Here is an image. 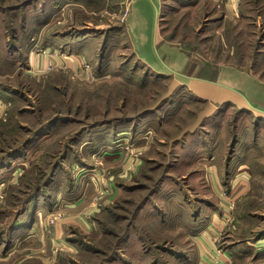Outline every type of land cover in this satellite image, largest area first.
Returning <instances> with one entry per match:
<instances>
[{"label":"rangeland","instance_id":"1","mask_svg":"<svg viewBox=\"0 0 264 264\" xmlns=\"http://www.w3.org/2000/svg\"><path fill=\"white\" fill-rule=\"evenodd\" d=\"M136 2L151 27L156 11ZM231 2H157L159 34L198 73L230 65L264 82V0ZM128 4L0 0V264H264L226 249L264 229V118L222 104L202 120L207 103L138 60H159L153 45L129 47ZM52 38L76 65L26 72L34 54L62 55ZM211 155L219 182L205 178ZM244 155L248 193L233 180ZM212 206L224 228L199 252L191 233Z\"/></svg>","mask_w":264,"mask_h":264},{"label":"crops","instance_id":"2","mask_svg":"<svg viewBox=\"0 0 264 264\" xmlns=\"http://www.w3.org/2000/svg\"><path fill=\"white\" fill-rule=\"evenodd\" d=\"M127 1L129 2L128 13L124 21L123 32L126 34L127 40L129 42V47L131 46L132 51L133 50L136 51V46L138 47V49H147V48L151 49V46L153 45L154 48H152V51L153 53L155 52L158 55V58L162 64L154 56L151 57V60L149 58L147 60L146 58L147 54H142L141 52L139 53L143 55L144 59L141 57L140 59L138 58L137 59L142 63L144 67L148 68V70L151 69V71L156 75L168 76L169 78L172 76L170 78V81L174 82L173 84L176 83L175 89L178 88L181 90L184 89L185 91H189L196 99H200L201 101L207 103L208 104L207 107L209 106V108L207 109V111L202 112L203 113L202 120L209 119L213 115L214 112L209 110L210 107L214 105L220 106L222 104H229L237 109H246V108L253 109L256 117L264 118V104H263L264 82L263 81H261L254 75L250 74L247 70L237 69L230 65H220L219 67H217V69L215 70L212 69L211 71H209V75L198 73L197 72L198 68H205V65L202 63H199L195 66L192 65L191 58L189 57L190 55L184 48H182L180 45L163 40V38L159 34L158 17L156 18V12H157V2H159L162 6V0H141L147 2L156 11L155 15L153 16L155 17V22L154 23L152 22L151 27L148 26L146 19L139 12V8L136 5L137 3L136 0H127ZM231 1H235V0H229V5L232 4ZM54 39L56 38H52L51 42L50 40L47 41L48 45L45 46V48L46 50H50V49L55 51L59 50L61 51L62 55L60 56L58 55V57H55L53 56V54L55 53L54 52L51 53V57H48L46 60L45 59L46 57H44V55L34 54L33 56H31L29 60L28 67L25 70L26 72L34 74L37 68L39 67V64L46 67L49 64L54 66V64L56 65L59 62L61 66L64 65L67 66L68 68H72L76 65L75 62H70L69 55L71 53H69L67 47L63 49V45H67L68 43H65L63 41H57ZM161 57H163L165 61L162 60ZM163 68H167L168 70H163ZM205 71L208 72L207 70ZM220 79H223V81H221ZM199 84H207V85L212 84L218 86V88H222V89L227 88L229 91L219 89L227 95L225 96L224 100L218 99L216 97H207V94H204V97H199L197 92H195L194 94L193 91L190 89L192 88L195 90V86H199ZM246 93L248 96H246ZM247 97H251L252 100L254 101V104L250 99L249 101ZM245 100L247 102H245ZM257 102H260L261 104ZM193 132L194 131H192L191 133ZM254 146L260 147V145H254ZM30 149L31 148L29 149L26 148L25 153H27V151H29ZM237 156H234L233 159L234 160L237 159L236 162H239L238 170L240 174L234 177L233 180L238 179L239 185H241L242 189L248 193L249 188L247 185L248 181L246 178L247 175H251V173L246 165L247 155L246 156L244 155L243 157L241 156V158L239 157L237 158ZM209 157L210 158L208 159V161L211 159V162L206 166V168H209V171H206L207 173L205 172L206 175L205 178H207V180L211 183L219 182V179H217L218 177L215 176V173L217 172L215 170L216 166L213 163L215 155H211ZM77 196L80 197L81 195H77ZM85 198L86 195H83L82 197L79 198V200L84 201ZM205 203L207 202L205 201ZM225 218H226L225 209L215 208L212 206L210 208V211L207 213V217H205L204 220L203 219L200 220L201 227L199 226L200 228L199 227L197 228L198 232H196V234L191 233V241H190L192 244L194 245L196 244L198 246L197 250L199 252L201 251L199 242H201L206 249V246L210 241V239L212 240L214 239V237L216 239L217 237V240L218 241L220 240L221 236L219 231L223 230L224 228ZM193 221L195 222V220ZM192 228L193 225H191V230L194 232L195 230H193ZM254 234H256V237L254 236L255 238L250 239V241H247L246 243L227 244L226 247L227 252L230 255L236 256L238 258H243L242 254L247 255V253H254L260 258L264 257V229H260V231H255ZM194 236H198V237H194ZM208 237L209 239H205ZM179 246L181 247V244H179ZM227 252L222 254V258L227 257L228 254Z\"/></svg>","mask_w":264,"mask_h":264},{"label":"trees","instance_id":"3","mask_svg":"<svg viewBox=\"0 0 264 264\" xmlns=\"http://www.w3.org/2000/svg\"><path fill=\"white\" fill-rule=\"evenodd\" d=\"M25 144H27V143H25ZM25 144H24V145H25ZM26 148H27V147H25V149H26Z\"/></svg>","mask_w":264,"mask_h":264}]
</instances>
